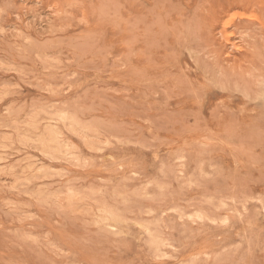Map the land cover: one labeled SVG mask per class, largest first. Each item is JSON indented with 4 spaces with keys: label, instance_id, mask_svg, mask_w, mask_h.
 I'll return each mask as SVG.
<instances>
[{
    "label": "rangeland",
    "instance_id": "374dc122",
    "mask_svg": "<svg viewBox=\"0 0 264 264\" xmlns=\"http://www.w3.org/2000/svg\"><path fill=\"white\" fill-rule=\"evenodd\" d=\"M0 264H264V0H0Z\"/></svg>",
    "mask_w": 264,
    "mask_h": 264
},
{
    "label": "bare ground",
    "instance_id": "6f19581e",
    "mask_svg": "<svg viewBox=\"0 0 264 264\" xmlns=\"http://www.w3.org/2000/svg\"><path fill=\"white\" fill-rule=\"evenodd\" d=\"M12 87V86H11ZM2 97V96H1ZM3 110H5V109H2V111ZM20 122V121H19ZM67 127V126H66ZM74 129V128H73ZM69 130V129H68ZM81 134V133H80ZM81 135H83V134H81ZM100 137V136H99ZM82 139V138H81ZM88 139V138H87ZM72 140V139H71ZM68 141V140H67ZM87 142V141H86ZM88 143H89V141H88ZM125 143V142H124ZM121 144V143H120ZM8 145V144H7ZM94 145V144H93ZM85 146V145H84ZM95 146V145H94ZM100 147V146H99ZM102 148H106V147H102ZM39 150H40V148H39ZM5 152V151H4ZM40 152H41V150H40ZM1 153H3V152H1ZM75 153V152H74ZM108 155H110V154H108ZM86 158V157H85ZM90 158V157H89ZM103 158V157H102ZM73 159V158H72ZM88 160V159H87ZM43 164V163H42ZM77 164V163H76ZM77 165H79V164H77ZM178 165V164H177ZM84 167V166H83ZM80 168V167H79ZM87 168V167H86ZM121 169V168H120ZM85 171V170H84ZM89 171V170H88ZM127 171V170H126ZM91 172H93V171H91ZM111 172V171H110ZM135 172V171H134ZM95 173V172H94ZM45 174V173H44ZM49 174V173H48ZM51 174H52V172H51ZM115 174V173H114ZM118 175V174H117ZM182 176V175H181ZM191 176V175H190ZM75 177V176H74ZM18 178V177H17ZM73 178V177H72ZM105 180V179H104ZM156 180V179H155ZM69 181V180H68ZM107 181H108V179H107ZM112 186V185H111ZM11 189V188H10ZM58 189V188H57ZM72 189V188H71ZM145 189V188H144ZM69 190V189H68ZM59 191V190H58ZM54 193V192H53ZM63 193V192H62ZM140 193V192H139ZM143 195V194H142ZM55 196V195H54ZM118 196V195H117ZM119 197V196H118ZM102 209V208H101ZM172 209V208H171ZM175 210V209H174ZM197 210V209H196ZM169 211V210H168ZM192 214V213H191ZM187 215H190V214H187ZM90 216H91V214H90ZM201 216V215H200ZM204 216V215H203ZM209 216V215H208ZM212 217V216H211ZM205 218V217H204ZM209 218H210V216H209ZM209 218H208V220H209ZM213 218V217H212ZM201 219V218H200ZM214 221H216V219L214 220ZM106 222V221H105ZM140 224V223H139ZM141 225V224H140ZM161 226V225H160ZM146 228V227H145ZM142 234H144V233H142ZM141 234V235H142ZM178 235V234H177ZM167 245V244H166ZM169 245V244H168ZM163 246H165V245H163ZM123 250V249H122ZM161 251V250H160ZM166 252V251H165ZM169 255V254H168ZM164 256V255H163ZM193 256V255H192ZM199 256V255H198ZM197 257V256H196ZM160 258V257H159Z\"/></svg>",
    "mask_w": 264,
    "mask_h": 264
}]
</instances>
